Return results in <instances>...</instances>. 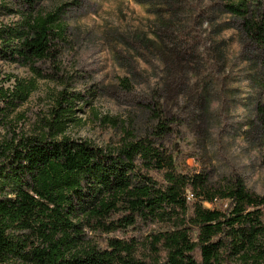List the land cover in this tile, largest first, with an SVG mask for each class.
<instances>
[{"label": "trees", "instance_id": "trees-1", "mask_svg": "<svg viewBox=\"0 0 264 264\" xmlns=\"http://www.w3.org/2000/svg\"><path fill=\"white\" fill-rule=\"evenodd\" d=\"M18 1L20 18L0 23V59L40 74L35 64L55 60L66 38L64 9ZM224 2L259 50L264 78V0ZM35 89L17 80L0 91V128ZM81 99L64 89L35 133L0 131V264H264L263 195L240 179L221 187L207 172L180 171L164 144L168 117L155 114L149 135L126 131L113 146L71 138ZM217 201L227 207L205 205ZM103 235L105 246L93 238Z\"/></svg>", "mask_w": 264, "mask_h": 264}, {"label": "rangeland", "instance_id": "rangeland-1", "mask_svg": "<svg viewBox=\"0 0 264 264\" xmlns=\"http://www.w3.org/2000/svg\"><path fill=\"white\" fill-rule=\"evenodd\" d=\"M60 6L66 38L55 60L35 64L40 74L0 59V91L17 80L36 82L5 119L3 136L35 133L66 89L82 95L74 113L80 120L66 130L71 138L113 146L126 131L149 135L159 121L155 114L168 117L164 144L180 171L207 172L221 187L240 179L264 196L260 53L224 0H38L44 11ZM21 7L0 0V23L17 21ZM205 205L227 207L225 201ZM105 237L93 236L101 246Z\"/></svg>", "mask_w": 264, "mask_h": 264}]
</instances>
